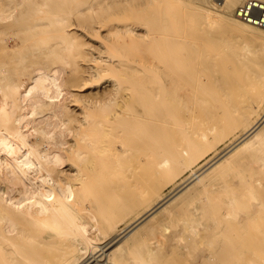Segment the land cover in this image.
<instances>
[{
  "label": "bare ground",
  "instance_id": "1",
  "mask_svg": "<svg viewBox=\"0 0 264 264\" xmlns=\"http://www.w3.org/2000/svg\"><path fill=\"white\" fill-rule=\"evenodd\" d=\"M134 1L0 0V21H14L13 26L0 28V152L8 147L9 137L18 135L21 140L0 159V168L4 167V176L0 175V264H66L70 260L63 252L58 254L63 248L55 251L61 241L54 247V232L60 230L61 235L71 236L67 238L76 252L71 261L76 264H126L116 255L117 244L150 234L154 236L150 245L136 259L188 264L181 248L176 251L175 247L186 243L181 231L195 233L199 219L192 214L172 228L165 222L169 211L174 206L183 209L191 194H200L208 204L213 200L214 205L209 204L213 216L225 204L237 211L235 200H256L257 204L248 218H238V226L224 219L226 226H217L216 241L205 237V245L216 242V248L194 254L190 264H264V31L242 22L236 10L235 16L226 17L192 6L175 10L169 1L155 11L130 10L126 19L140 21L109 23L117 12L114 8ZM225 1L227 9L234 10L244 0ZM75 15L80 21L76 27L88 32L100 22L110 24L108 33L118 35L120 47L115 46L127 55L151 54L150 69L141 64L144 73L149 72L145 78L150 81V110L143 107L146 101L136 100L145 88L132 78L139 71L135 63L118 59L121 55H115L114 45L116 53L108 49L107 56L101 57L105 64L94 57L88 59L72 21ZM22 19L30 24L22 26ZM136 23L149 25L153 47L146 46L148 40L144 48L132 49L133 42L143 43L133 35ZM207 36L231 50L230 66L222 76H213L215 57L212 49L201 44ZM81 60L96 64L85 67ZM104 71L99 83H92L99 87L107 76L113 88L95 92V87H86L85 74ZM141 116L150 117V122L138 120ZM239 129L242 133L220 154L159 197L164 183L193 168L200 156ZM24 142L29 147L22 151L19 146ZM219 176L222 182H216ZM157 193L155 203L119 231V239L111 241L117 240L116 248L108 253L110 248H103L101 258L94 246L108 226L99 224L82 233L77 230L78 214L72 221L76 229L71 222L73 230L59 218L65 200L78 202L74 203L80 213L79 200L87 204L116 200L112 209L123 215ZM83 209L87 210L84 205ZM87 211L82 215L90 216ZM58 222H66L60 223L65 230L61 225L59 231H51L54 235L48 233ZM199 242L193 243L195 251Z\"/></svg>",
  "mask_w": 264,
  "mask_h": 264
},
{
  "label": "rangeland",
  "instance_id": "2",
  "mask_svg": "<svg viewBox=\"0 0 264 264\" xmlns=\"http://www.w3.org/2000/svg\"><path fill=\"white\" fill-rule=\"evenodd\" d=\"M154 1L156 2V3H154ZM163 1H169V2H171V4L173 5V7H174V9L176 10H178V9H180V8H184V7H189V6H192V7H196V8H199V9H201V10H204V11H214L215 13H217V14H219V15H221V16H226V17H231L232 15H234L235 16V10H236V8L239 6V5H241L243 2H245L246 0H244V1H242L241 3H239V5H237V7L234 9V10H229V9H227V7H226V5H225V0H138L137 2H136V0L134 1V3L136 4H134V3H128V4H124V5H122V7L120 8H114L115 9V11H117L116 13H115V15L114 16H112L111 17V22H109V23H111L112 24V22L113 23H115V22H117V23H123L124 21H126L125 23H131V22H136V21H140V20H137V18H132V19H130L129 21L126 19V17H128L132 12H130V10H137L138 8H139V10H141L142 8L143 9H145L146 11H155V10H157V9H161L162 7H163ZM142 2V3H141ZM178 2V3H177ZM144 3V5H142ZM141 4V5H140ZM180 4V5H179ZM106 6H109V7H115V5H108V4H105ZM186 5V6H185ZM127 6H129V7H127ZM175 6H176V8H175ZM181 6V7H180ZM136 7H138V8H136ZM140 7H141V9H140ZM180 7V8H179ZM3 7L2 6H0V10L2 9ZM151 8H153V9H151ZM118 9V10H117ZM117 13H120L119 15H116ZM121 18V19H120ZM125 18V19H124ZM123 19V20H122ZM119 20V21H118ZM122 20V21H121ZM132 20V21H131ZM136 20V21H135ZM72 21H73V23L75 24V29L77 28V30H75V31H77L78 32V34L82 37L81 38V42H84L85 43V46L83 47L84 48V50L87 52V58L88 59H90V58H95L96 59V61L98 62H101V63H103V64H105L104 62H103V60H105V59H101V57H106L107 56V54L108 53H105L106 52V50H108V49H112V51L114 52V53H116L117 52V54H115V55H118V56H120L121 55V57H118V59H121L122 57L123 58H125V59H123L122 58V60H124L125 62H127L128 63V61H130V62H133V63H135V64H132V65H134L135 67H137L138 69H139V71H137L135 74H133L134 76L132 77L133 78V80H137V81H139V82H141L142 84H144V85H142V87H144L145 88V90H141L140 92H138V93H140V96H138L137 98H136V100H138V101H140L141 100V102L143 103V100L144 101H146V103H144L143 105V107L145 108V107H149V110H150V96H149V94H150V81L149 80H147V76H149V72H147V74L146 73H144V70L142 69V65H143V67H144V69L145 68H147V69H145V70H148V69H150V57H151V54H148V53H142V52H138L137 51V53L135 54V53H133L134 55L132 56V54H130V55H127L126 53H125V51L126 50H122V48H119L120 47V45H118L119 44V40H118V35L116 36V35H114V34H109L108 33V28L109 27H112L110 24L108 25V24H105L106 22H100V24L98 23V24H96V25H94V29H91V31H86L84 28H82V26L80 27V26H77L76 27V23L78 24V22H80L79 21V19H77V16L75 15L74 17H73V19H72ZM105 21V20H104ZM13 23H14V21L13 20H2V21H0V28H5V27H11V26H13ZM25 23L26 24H30V22H26L25 20H21L20 22H19V24H21L22 26H24L25 25ZM145 25V26H144ZM98 26V27H97ZM146 26H148V27H146ZM199 26L201 27V24H199ZM150 27H149V25H147V24H139V23H136V24H134V29H135V32L133 33V35H134V37L136 38V40H138V41H140V42H143V43H138V42H133V47L132 46H130V48L132 47V49H134V48H137V49H142V48H144L145 46L143 45L144 43H146L148 40V43H147V45L146 46H150V48L151 47H153V43L154 42H152V41H150V29H149ZM202 28H204L203 27V25H202ZM96 29V30H95ZM98 29V30H97ZM98 31V32H97ZM261 31H264V29H262ZM104 32V33H103ZM86 33V34H85ZM108 33V34H107ZM144 33V34H143ZM262 33H264V32H262ZM106 35H108V36H106ZM110 35V36H109ZM112 36V37H111ZM191 36V38H194V36H195V34H191L190 35ZM130 37L131 38H133V36L132 35H130ZM111 38H112V40H111ZM206 38V39H205ZM209 38V39H208ZM32 39V38H31ZM30 39V41H33V39L31 40ZM35 39V38H34ZM102 40H103V42H102ZM208 40V41H207ZM113 42V43H112ZM150 42V43H149ZM203 43H201V44H203L204 45V47L205 46H207V48L210 50V49H212V50H210V52H211V54L215 57L214 58V61H215V65H214V67H213V76H215V77H219V76H222L223 74H224V71H226V70H228V68H229V66H230V60H231V57H232V53H231V50H230V48L227 46V45H225V44H218V42L217 41H215V40H213V39H211V37L210 36H207V37H204V40L202 41ZM104 43V44H103ZM110 44L112 45L111 47H110ZM108 45V46H107ZM115 45H117V46H119V47H117V46H115V48H117L118 50H116L115 48H114V50H113V47ZM138 46L140 47V48H138ZM107 47H110V48H107ZM124 49V48H123ZM115 50H116V52H115ZM214 52V53H213ZM113 53V54H114ZM119 53V54H118ZM138 53L140 54V55H138ZM89 54V55H88ZM126 54V55H125ZM142 54V55H141ZM136 58H135V57ZM138 56H139V58H138ZM127 59H128V61H127ZM227 61V62H226ZM224 62V63H223ZM83 66H87V65H89V64H94L95 63V61L93 62V61H84V60H81V62H80ZM96 64V63H95ZM137 64L139 65V66H137ZM142 64V65H141ZM223 64H225V65H223ZM103 73V74H102ZM105 71L104 72H101V73H99L98 75H97V73H92L91 75H89V74H85V75H87V79H88V81H87V83H86V87L88 88H90V87H95L94 88V91L96 92V91H98V90H101V91H103V90H105V89H111V88H113V81L111 80V78H109V77H107L106 76V78L105 77H102V78H104V79H101L100 80V86L98 87V86H95V85H97V83H99L98 82V80L100 79L99 77H101L100 75H104L105 76ZM144 74H146V75H144ZM82 76V75H81ZM136 76V77H135ZM145 77H147V78H145ZM98 79V80H97ZM141 81H140V80ZM92 80L93 81H96L97 83H92ZM144 82V83H143ZM146 82V83H145ZM88 83L89 84H93V85H88ZM73 89H75L76 90V88H73ZM147 89H148V91H147ZM78 90H80V89H78ZM81 91V90H80ZM77 92H79V91H77L76 90V93ZM82 93H85V91L84 92H82ZM131 93H133V92H131ZM131 96H132V94H131ZM140 97V98H139ZM136 105V104H135ZM254 119H255V117H254ZM138 120H140V121H149L150 122V117H146L145 116V118L143 117V116H141L140 118L138 117ZM23 126V124H20V125H18L17 127L19 128H21ZM149 129H150V126H149ZM242 131H243V129H239V130H237L234 134H232V135H229L227 138H225V139H223V140H221V141H219L217 144H216V146L213 148V149H210L209 151H207L206 153H204L202 156H200L199 158H198V162L193 166V168H191V169H188V170H185V171H183L180 175H178L173 181H170V182H166V183H164V185L162 186V188H161V190L159 191V194L157 193V195L156 196H154L152 199H147V203L145 202L144 204H142L140 207H138V208H132L133 210H131V209H129L128 210V212L126 211L123 215H121V213L118 211V212H116L115 210H113L112 209V207H113V202L114 201H116V200H95V201H93V202H91L90 204H87V203H85V202H83V201H81V200H79V204H78V208H79V206L81 207V205H82V208H81V211H83L84 212V214H86L85 212L87 211V214H90V216L88 215V217H87V215H86V217H85V215L83 214L82 215V213L83 212H79V209L77 210L76 209V206H75V203L74 202H76V201H74V200H71L72 201V205L70 204V200H65L64 201V203H63V205L64 206H62L63 208L61 209V211L59 212V215H60V217L59 218H62V221H64V220H66V222L68 221L69 223H67L65 226L66 227H70V230H73V229H71L73 226V224H74V226H75V224L77 225V223H78V226H77V230L78 231H80V229H81V231L80 232H82V233H87V231H88V228L89 227H92V228H94V227H96L97 228V226L99 225V224H105L106 226H108V227H105V231H104V234L103 235H101L100 237H98V239L96 240V242L97 243H99V245H95L94 246V249H96V253H97V255H100V258L103 256V255H105V254H102L103 253V248H110L109 250H107V252L106 253H108V252H111V251H113L115 248H116V246L118 245L119 247L117 248V250H116V255L118 256V257H123V259H124V261H125V263L126 264H153V263H155V264H158V260H152V261H147V262H144V261H141V260H138V259H136L137 258V256L139 255V254H141L143 251V248L145 247V246H148V245H150V239L151 238H153L154 236L153 235H151L150 233H148V234H150V236L149 237H146V238H144V239H142V240H139V239H133V240H130V241H127V242H124V243H118L116 246L113 244V243H115L114 241H113V243H111V241L112 240H115V238L116 239H119V236H117L118 235V233H119V231H121L123 228H125L129 223H131L132 221H134L135 220V218H137L141 213H143L146 209H148L149 207H151L154 203H155V200H157L160 196H165L166 194H168V193H170L175 187H177L178 185H180L187 177H189V176H191V175H193L194 174V172L195 171H197L199 168H200V166H202V165H204V164H206L207 162H209L212 158H214L215 156H217L218 154H220L227 146H229L232 142H234L237 138H238V136L242 133ZM19 135H21V134H19ZM23 136V135H22ZM18 137H20V136H16V137H9L5 142L8 144V149L7 148H5V149H3V150H1V152H0V159L1 158H3V157H6V156H8L9 155V153L14 149V143H16V144H18V142L19 141H21V140H19V138ZM24 138H26V136L24 135ZM143 139V137L141 138L140 137V140H142ZM14 142H13V141ZM6 144V145H7ZM15 144V145H16ZM29 142H27V144H26V142H24V144H22L21 146H19V148L20 149H22V151H25L26 149H28V147H29ZM28 145V146H27ZM11 148V149H10ZM147 152H149L150 151V147H146V149H145ZM7 151V152H6ZM141 152L143 151V150H140ZM5 154V155H4ZM2 169H4V167L3 168H0V175H3L4 176V172H3V170ZM192 172H193V174H192ZM224 173H225V171L223 172V174H221V175H224ZM221 177L222 176H219V177H217L216 178V182H222L221 180ZM159 195V197H157ZM70 201V202H69ZM80 201H81V203H80ZM209 201V200H208ZM243 201V202H242ZM254 201V202H253ZM68 202H69V204H68ZM203 202V203H202ZM205 202V203H204ZM211 202V201H210ZM210 202H209V204H210ZM214 201L212 200V202H211V204L213 203ZM236 202V203H235ZM252 202V203H251ZM78 202H76V204H77ZM97 203V204H96ZM184 205L185 206H183V209H181V207H180V209L179 208H176V209H174V207L169 211V213L167 214V220H166V222H165V224L166 225H168L170 228H172V227H174V226H176V225H179V224H181V223H183V221H184V218L185 217H187V216H190V215H192V214H195V216L199 219V222L201 223L199 226H197V230L195 231V233L194 234H185L184 232H180V235H181V238H183V239H185V242L186 243H182L181 244V247H179L176 243L174 244L175 246H178V247H175V250L177 251L178 249H180L181 248V250L180 251H182L184 254H185V257H186V259H187V261L185 260L184 262L186 263H188V264H190L189 262H192V259H193V257L195 256V255H199V254H204L205 252H207V251H209V250H213V249H215L216 248V245H217V243L216 242H214V244H212V246H208V245H205L208 241V239H209V241H216L217 240V238H218V236H215L214 234H215V232L216 231H218V227L217 226H220V228L222 227V226H224L225 225V221L223 222V220L224 219H228L230 222H231V224L233 225V226H238V225H240L238 222L240 221V220H238V218L240 217L241 218V220H243L244 218H248L251 214H252V212H251V208L252 207H254L255 206V204H257V201L256 200H247V202H246V200H239V201H237V200H235L234 201V204L236 205V208H237V205H239L238 206V208H237V211H236V209H235V211H234V209L232 210V208H231V206L230 205H228V204H225V205H222V207H223V209H222V211L220 212V214H218L217 216H213V215H211L210 214V212L212 211V209L211 208H213V207H211L212 205H214V204H212L211 206L207 203V200H201V195L199 194V195H196V196H194L193 194H191L188 198H186L185 200H184ZM81 204V205H80ZM86 204V205H85ZM98 204H99V206H98ZM206 204H208L209 206H207ZM224 204V203H223ZM83 205H84V208H87V210L85 211V209H83ZM73 206H75V207H73ZM86 206V207H85ZM97 206H98V208H97ZM206 206H207V208H206ZM251 206V207H250ZM68 207V208H67ZM194 207L197 209V212H195L194 213ZM242 208L243 207V209H241L240 210V208ZM250 207V208H249ZM67 211H66V210ZM97 209V210H96ZM99 209V210H98ZM250 209V210H249ZM174 210H176V211H174ZM214 210V209H213ZM243 210V211H242ZM90 211V212H89ZM93 211V212H92ZM98 211V212H97ZM183 211V212H182ZM234 213H233V212ZM64 213L63 215H62V213ZM71 212H73V213H71ZM203 212H205L204 214H202ZM236 212H238L237 214H236ZM112 213V214H111ZM233 213V214H232ZM78 214V216L76 217V215ZM130 214V215H129ZM232 214V215H231ZM74 215H75V217L77 218V220L79 219V221H77V223H73L74 222V220H76V218L74 217ZM201 215H203L202 217H201ZM234 215H236L235 217H233ZM239 215V216H238ZM225 216H227L226 218H225ZM232 216V217H231ZM65 217V218H64ZM68 217V218H67ZM220 217V218H219ZM224 217V218H223ZM236 217H237V219H236ZM89 218V220H87ZM215 218H216V220H215ZM223 218V219H222ZM234 218V219H233ZM239 218V219H240ZM64 219V220H63ZM60 221H61V219H59ZM73 221V222H72ZM66 222H64V223H66ZM71 222L73 223V224H71ZM60 223H63V222H60ZM60 223L58 222V224H56V225H54V229L52 230V228H50L49 230L50 231H47V230H44V231H42L43 233H45V231H47L48 233H50L51 231H54L56 228L58 229V231L62 228L63 230H65L64 229V225H62V227L61 228H59L61 225H60ZM63 223V224H64ZM213 223V224H212ZM107 224H109L110 226H112V228H110L109 227V225H107ZM173 224V225H172ZM68 225V226H67ZM70 225V226H69ZM172 225V226H171ZM214 225V226H213ZM55 226H57V227H55ZM64 226V227H63ZM72 226V227H71ZM209 226V227H208ZM212 226H213V228H212ZM226 226V225H225ZM65 227V228H66ZM207 228V229H206ZM56 229V230H57ZM74 229H76V226L74 227ZM76 230V231H77ZM171 229H169L168 231H170ZM212 230V231H211ZM109 232H112V233H109ZM214 232V233H213ZM54 233H58L57 235L55 234V236H57L56 237V239L55 238H53V240H54V247L56 248L57 246H55L56 244H58V242L57 241H61V242H59V247L58 248H54L55 249V251L57 252V249H59L60 247L61 248H63V250L61 251V253H58V254H63L64 255V257L66 258V260H70V261H68L66 264H76V263H74V260H73V262L71 261L72 259H74L75 258V250L72 248V246H71V238L70 239H68L69 237H71L70 236V234H69V236H66L65 237V234H63V235H61L62 233H61V230H60V233L59 232H57V231H55ZM50 234H53L52 232L50 233ZM60 234V235H59ZM113 234H115L114 236H112ZM54 235V234H53ZM111 235V236H110ZM64 236V237H63ZM202 236V237H201ZM68 237V238H67ZM114 237V238H113ZM118 237V238H117ZM187 237V238H186ZM205 237L207 238V240L205 239ZM62 238V239H61ZM111 238V239H110ZM113 238V239H112ZM110 239V240H109ZM55 240H56V242H55ZM66 240V241H65ZM69 240V241H68ZM201 240V241H200ZM206 240V241H205ZM64 243H63V242ZM68 241V242H67ZM146 241V242H145ZM187 241H188V243H187ZM195 241H197V242H199V245H198V247H196L198 250L197 251H195V246H193V243L195 242ZM70 242V243H69ZM53 243V242H52ZM62 243L64 244V245H62ZM68 243H69V245H68ZM113 244V245H112ZM201 244V245H200ZM68 247H67V246ZM142 245H143V247H142ZM191 246V247H190ZM65 247V248H64ZM96 247V248H95ZM189 249H188V248ZM66 248H68L69 250H67ZM72 248V249H71ZM107 248V249H108ZM60 249L58 250V251H60ZM140 251H139V250ZM200 249H202V250H200ZM53 250V249H52ZM51 250V251H52ZM67 250V251H66ZM133 252H131V251ZM134 250H135V252H137V253H135L134 252ZM136 250H138V251H136ZM194 250V251H193ZM202 251V252H201ZM63 252V253H62ZM66 252V253H65ZM129 252H130V256L128 255L129 254ZM201 252V253H200ZM198 253V254H197ZM56 254V253H55ZM143 254H144V252H143ZM167 254V252H162V254L161 255H166ZM195 254V255H194ZM122 255V256H121ZM193 255V256H192ZM90 256V257H89ZM89 256H87V259L89 258V260L88 261H91L93 258H91V255H89ZM125 256H126V258H125ZM129 256V257H128ZM172 255H170V256H167V259H169L170 257H171ZM190 256H192V257H190ZM132 257V258H131ZM77 258H79V256H77ZM91 259V260H90ZM131 259V260H130ZM190 259H191V261H190ZM165 264V263H164ZM170 264V263H169Z\"/></svg>",
  "mask_w": 264,
  "mask_h": 264
},
{
  "label": "built area",
  "instance_id": "3",
  "mask_svg": "<svg viewBox=\"0 0 264 264\" xmlns=\"http://www.w3.org/2000/svg\"><path fill=\"white\" fill-rule=\"evenodd\" d=\"M236 16L244 23L264 29V1L246 0L237 7Z\"/></svg>",
  "mask_w": 264,
  "mask_h": 264
}]
</instances>
